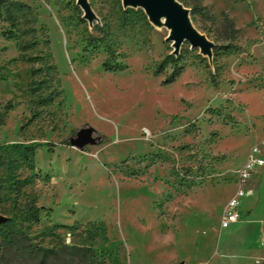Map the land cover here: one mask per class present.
Listing matches in <instances>:
<instances>
[{"label":"rangeland","instance_id":"obj_1","mask_svg":"<svg viewBox=\"0 0 264 264\" xmlns=\"http://www.w3.org/2000/svg\"><path fill=\"white\" fill-rule=\"evenodd\" d=\"M180 1L215 72L189 45L171 57L167 32L121 0H90L92 32L75 0H0V245L23 223L33 245L97 264H264V168L221 228L264 143V0ZM83 128L96 142L68 145Z\"/></svg>","mask_w":264,"mask_h":264},{"label":"water","instance_id":"obj_2","mask_svg":"<svg viewBox=\"0 0 264 264\" xmlns=\"http://www.w3.org/2000/svg\"><path fill=\"white\" fill-rule=\"evenodd\" d=\"M76 6L82 11V19L88 24L92 32L96 26L101 25V20L94 11L90 0H75ZM124 11H143L149 24L158 31H166L164 41L170 44V56L178 59L185 45L190 46L191 51L208 60L209 67L215 72L216 44L208 35L201 32L192 20V10L180 0H121ZM94 130L83 128L75 137L69 139L72 147L83 149L89 144H94ZM5 220L0 217V225Z\"/></svg>","mask_w":264,"mask_h":264},{"label":"trees","instance_id":"obj_3","mask_svg":"<svg viewBox=\"0 0 264 264\" xmlns=\"http://www.w3.org/2000/svg\"><path fill=\"white\" fill-rule=\"evenodd\" d=\"M7 9L9 14H11L10 8L7 7ZM171 57L169 58L176 62ZM105 66L107 67V65ZM108 70L115 72L123 69L110 68ZM180 72V69L175 70L168 83H173ZM77 133L78 131H73L71 136L74 137ZM39 213L40 209L32 206L26 211L27 216L25 218L32 222H38L40 220ZM26 220H23V222ZM13 224L14 221L9 220L6 227ZM23 226L24 224L22 223L21 227L16 231L13 228H9L7 240L0 245V262L5 261L6 264H12L13 261H20L19 264H97V257L89 248L63 246L61 248L44 249L33 245Z\"/></svg>","mask_w":264,"mask_h":264},{"label":"built area","instance_id":"obj_4","mask_svg":"<svg viewBox=\"0 0 264 264\" xmlns=\"http://www.w3.org/2000/svg\"><path fill=\"white\" fill-rule=\"evenodd\" d=\"M261 145L254 146L249 153V156L243 166L237 171V185L238 190L235 196L227 203L222 221L221 228L229 229L234 224L240 221L239 209L241 207V199L251 197L255 194L254 190L248 187L250 180L252 179L256 170L264 168V157Z\"/></svg>","mask_w":264,"mask_h":264},{"label":"crops","instance_id":"obj_5","mask_svg":"<svg viewBox=\"0 0 264 264\" xmlns=\"http://www.w3.org/2000/svg\"><path fill=\"white\" fill-rule=\"evenodd\" d=\"M240 222H241V218H240V221L238 223L234 224V226L235 227L239 226Z\"/></svg>","mask_w":264,"mask_h":264},{"label":"flooded vegetation","instance_id":"obj_6","mask_svg":"<svg viewBox=\"0 0 264 264\" xmlns=\"http://www.w3.org/2000/svg\"><path fill=\"white\" fill-rule=\"evenodd\" d=\"M75 137V136H74Z\"/></svg>","mask_w":264,"mask_h":264}]
</instances>
